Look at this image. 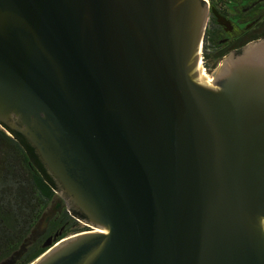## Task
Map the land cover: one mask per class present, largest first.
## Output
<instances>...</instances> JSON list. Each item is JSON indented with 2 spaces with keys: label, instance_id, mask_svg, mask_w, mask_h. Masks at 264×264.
I'll list each match as a JSON object with an SVG mask.
<instances>
[{
  "label": "water",
  "instance_id": "1",
  "mask_svg": "<svg viewBox=\"0 0 264 264\" xmlns=\"http://www.w3.org/2000/svg\"><path fill=\"white\" fill-rule=\"evenodd\" d=\"M206 21L201 0H0V127L92 228L29 264H264V38L206 73Z\"/></svg>",
  "mask_w": 264,
  "mask_h": 264
},
{
  "label": "trees",
  "instance_id": "2",
  "mask_svg": "<svg viewBox=\"0 0 264 264\" xmlns=\"http://www.w3.org/2000/svg\"><path fill=\"white\" fill-rule=\"evenodd\" d=\"M220 36L219 26L211 19L202 41L206 70L223 56ZM58 192V184L32 145L19 133L0 127V264H29L57 241L87 230L80 223L82 215L67 209ZM56 203L59 208L33 235Z\"/></svg>",
  "mask_w": 264,
  "mask_h": 264
},
{
  "label": "flooded vegetation",
  "instance_id": "3",
  "mask_svg": "<svg viewBox=\"0 0 264 264\" xmlns=\"http://www.w3.org/2000/svg\"><path fill=\"white\" fill-rule=\"evenodd\" d=\"M201 1L205 2L208 8L206 26L213 19L221 32L219 41L223 56L213 69H216L221 60L230 53H239L248 43L264 38V0H235L239 8L237 7L233 12L227 9L232 0H215L213 3L212 0ZM215 3H217V8ZM228 24L230 28L225 29ZM225 32L228 35L226 39H224ZM87 230H92V228L87 227Z\"/></svg>",
  "mask_w": 264,
  "mask_h": 264
},
{
  "label": "rangeland",
  "instance_id": "4",
  "mask_svg": "<svg viewBox=\"0 0 264 264\" xmlns=\"http://www.w3.org/2000/svg\"><path fill=\"white\" fill-rule=\"evenodd\" d=\"M235 0H232V2H230L229 4H228V8L227 9H230V11L231 12H233L237 7H238V3H236V2H234ZM205 2H203V4H204ZM206 5V4H205ZM239 8V7H238ZM208 9V8H207ZM220 19L218 18V21H219ZM223 22V21H222ZM225 24H226V22H225ZM226 28L225 29H229L230 28V25L228 24V25H226L225 26ZM226 33V32H225ZM228 35H227V33H226V35H225V38L224 39H226V37H227ZM201 51H202V49H200L199 50V52H198V60H197V64L201 67V69L203 70V72H206V73H211V74H213L214 73V71H215V69H213V70H211V71H208V70H206L204 67H203V63H202V54H201ZM59 195V194H58ZM59 197H60V195H59ZM61 198V197H60ZM62 199V198H61ZM59 208V204H54L53 206H52V208L50 209V211L42 218V220L40 221V223L38 224V226H37V228L35 229V231L33 232V235H36V234H38L41 230H42V227H43V224H44V222H45V219H47L48 217H50L57 209ZM81 223V225H84L82 222H80Z\"/></svg>",
  "mask_w": 264,
  "mask_h": 264
}]
</instances>
